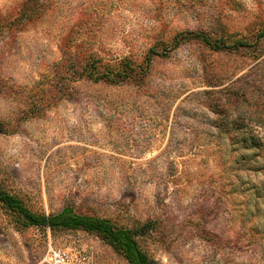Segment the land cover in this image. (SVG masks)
I'll list each match as a JSON object with an SVG mask.
<instances>
[{"label": "rangeland", "instance_id": "obj_1", "mask_svg": "<svg viewBox=\"0 0 264 264\" xmlns=\"http://www.w3.org/2000/svg\"><path fill=\"white\" fill-rule=\"evenodd\" d=\"M190 32L243 38L216 52ZM264 0H0V178L39 215L149 224L152 264H264ZM166 57L146 58L151 48ZM129 57L130 81L80 78ZM264 147V146H263ZM0 264H129L85 230H20Z\"/></svg>", "mask_w": 264, "mask_h": 264}, {"label": "trees", "instance_id": "obj_2", "mask_svg": "<svg viewBox=\"0 0 264 264\" xmlns=\"http://www.w3.org/2000/svg\"><path fill=\"white\" fill-rule=\"evenodd\" d=\"M190 37L181 38L183 32L176 35L174 47L178 48L184 39H200L216 52L234 51L243 47L250 46L243 38H215L202 32H190ZM258 41L264 39V32L258 36ZM165 47V46H164ZM169 50L165 47L163 50L151 48L146 58L150 62L151 56L166 57ZM140 69L144 73L148 67L143 64L137 65L129 57L117 59L112 63H105L102 58L96 56L90 57L82 67V70L76 72L80 78H86L93 82L119 83L130 81ZM237 123L238 135L235 137V145H240L244 149L260 151L264 147V134L256 133L254 128L242 130L245 126H239ZM0 205L12 217L16 226L22 230L30 228H39L43 231L50 229L52 232L58 230H85L101 237L108 242L129 264H152L143 239L147 238L151 229L149 224L138 227L120 226L113 221L89 215L78 214L73 208H67L58 215H39L29 210L25 204L15 194L9 192L0 178Z\"/></svg>", "mask_w": 264, "mask_h": 264}]
</instances>
